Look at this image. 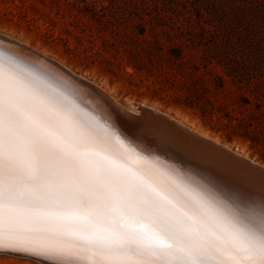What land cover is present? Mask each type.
Instances as JSON below:
<instances>
[{
    "label": "snow or ice",
    "instance_id": "snow-or-ice-1",
    "mask_svg": "<svg viewBox=\"0 0 264 264\" xmlns=\"http://www.w3.org/2000/svg\"><path fill=\"white\" fill-rule=\"evenodd\" d=\"M127 158L118 136L0 71V247L38 264H264V196L210 198Z\"/></svg>",
    "mask_w": 264,
    "mask_h": 264
},
{
    "label": "trees",
    "instance_id": "trees-1",
    "mask_svg": "<svg viewBox=\"0 0 264 264\" xmlns=\"http://www.w3.org/2000/svg\"><path fill=\"white\" fill-rule=\"evenodd\" d=\"M80 1L87 7L79 13L118 37L108 46L112 53L101 43L109 55L99 68L110 82L123 81L164 108L191 110L223 141L246 144L264 163V2ZM228 7L243 25L238 33L220 10ZM145 76L153 86L141 92L142 82L135 80Z\"/></svg>",
    "mask_w": 264,
    "mask_h": 264
},
{
    "label": "rangeland",
    "instance_id": "rangeland-1",
    "mask_svg": "<svg viewBox=\"0 0 264 264\" xmlns=\"http://www.w3.org/2000/svg\"><path fill=\"white\" fill-rule=\"evenodd\" d=\"M253 1L257 2V0L251 2ZM260 1L263 4L264 0ZM181 4L184 6L183 2ZM85 7H87L86 4L80 0H0V35L18 40L22 44L27 43L31 49L51 58L71 72L73 71L72 73L76 76H81L88 82L99 85L125 109H134L139 105L149 107L154 105L157 111L177 118L185 125L189 121L232 151H239L241 155L264 165L257 160L256 156H251V151L246 144L240 141L233 143L223 141L219 134L204 126L191 110L179 107L164 108L157 100L139 97L136 88H128L123 81L110 82L109 76L101 73L99 63L102 62V58L108 57V53L113 52L108 46L110 44L113 46L114 40L118 37L111 36L98 22L90 19L89 15H83L77 11ZM220 10L226 12L229 20H233L232 27L237 29L238 33L239 27L243 26L236 19L239 17L234 16L230 8ZM246 17L250 20L254 18L251 13ZM225 25L229 27L231 23ZM102 42H106L108 53L103 51ZM126 70L131 72L129 68ZM139 82H142L139 89L141 92L146 91L144 85L153 86V80L150 77L145 76L135 80L136 84ZM164 98L169 100L168 95ZM0 264H38V260L28 256L0 252ZM39 264L46 263L39 261Z\"/></svg>",
    "mask_w": 264,
    "mask_h": 264
},
{
    "label": "bare ground",
    "instance_id": "bare-ground-1",
    "mask_svg": "<svg viewBox=\"0 0 264 264\" xmlns=\"http://www.w3.org/2000/svg\"><path fill=\"white\" fill-rule=\"evenodd\" d=\"M9 69L24 81L31 83L36 88L46 92L48 95L59 99L64 105L79 114L84 121L101 132L106 130L115 134V131L110 127L112 124L108 120L109 116H112L111 108H122L130 113L136 114L145 107V105H139L134 109H125L117 103L118 101L116 102L110 97V95H108V93H106V91L101 89L99 85H95V88L99 91V94H97L81 83V80H87L81 76H76L72 73L73 71L71 72L54 60H51V58L49 59L44 54L31 49L27 43L22 44L18 40H13L10 37L8 38V36L5 37L4 35H0V71L7 72ZM150 108L157 111L154 105L150 106ZM175 119L183 124V121L177 118ZM104 121L109 124L106 125ZM187 123V125H183L187 126L198 135L220 144L219 140L216 138L199 130L189 123V121ZM113 125L115 127L117 126L116 120ZM123 130L125 135H127L131 141L139 144V149L148 150L153 153H149L148 156H143L139 153L141 150L135 151L120 139L128 149L127 163L129 165L133 167L151 168L156 174L160 175L162 179L176 180L189 187H198L210 198L216 197L219 199H225L228 196L236 195L234 191L227 188L214 176L205 173L203 174L200 170L187 164L180 165L169 156L166 160L163 157L160 158L156 155V152H154L158 145H156L150 138L141 135L133 127L126 125L123 127ZM225 147L229 149V147ZM235 153L241 155L239 151ZM243 157L248 158L247 156ZM158 160H161V162ZM0 252L16 255L21 254L38 260L36 257L30 256L23 251L14 250L8 246L0 247ZM39 261L51 264L50 261L44 260L43 258H39Z\"/></svg>",
    "mask_w": 264,
    "mask_h": 264
},
{
    "label": "water",
    "instance_id": "water-1",
    "mask_svg": "<svg viewBox=\"0 0 264 264\" xmlns=\"http://www.w3.org/2000/svg\"><path fill=\"white\" fill-rule=\"evenodd\" d=\"M81 83L99 94L92 83L84 80H81ZM111 113L112 116H109L108 120L112 124V130L135 151L141 150V155L148 156L153 153L139 149V144L125 135L124 126L133 127L158 145L154 152L160 158L166 160L169 156L180 165L187 164L203 174L214 176L236 194L242 193L255 200L264 196V165L235 153L221 143L198 135L172 116L154 111L149 106L143 107L136 114L122 108H111ZM115 120L116 127L113 125Z\"/></svg>",
    "mask_w": 264,
    "mask_h": 264
}]
</instances>
